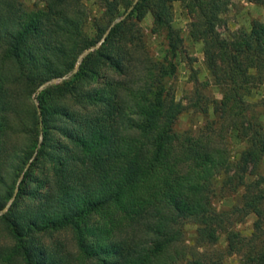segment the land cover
<instances>
[{
  "label": "trees",
  "instance_id": "1",
  "mask_svg": "<svg viewBox=\"0 0 264 264\" xmlns=\"http://www.w3.org/2000/svg\"><path fill=\"white\" fill-rule=\"evenodd\" d=\"M86 2L0 0V264H264V120L250 101L264 83V22L222 37L227 0H97V15ZM174 4L210 79L185 105L168 85L182 43ZM147 14L162 58L147 48ZM186 109L204 119L196 132L175 130Z\"/></svg>",
  "mask_w": 264,
  "mask_h": 264
},
{
  "label": "rangeland",
  "instance_id": "2",
  "mask_svg": "<svg viewBox=\"0 0 264 264\" xmlns=\"http://www.w3.org/2000/svg\"><path fill=\"white\" fill-rule=\"evenodd\" d=\"M228 7L227 11L223 15V22L219 29L222 37H226L231 31H235L240 28L248 29L249 24L252 20H257L264 22V4L254 5L246 2L245 0H227ZM264 1V0H263ZM86 7L92 15L98 14L97 0H87ZM187 18L184 12L179 8L177 4L173 5V20L172 25L179 30L180 36L182 38V43L180 48L175 53L173 58V63L175 65V72L172 78L168 81L173 89L175 99L182 102L185 105L188 93L193 89L194 83H200L203 81L210 82L208 74L203 65L201 44L199 42L192 41L187 35ZM140 26L144 33V39L147 48L155 55V57L162 58L165 55V45L161 34H152L150 32L151 27V17L146 15L144 19L140 22ZM88 28V25H86ZM57 81L56 83H58ZM54 83V84H56ZM209 92L215 97L219 98V94L215 91L212 86H209ZM39 90H36L38 92ZM34 97L32 98V103L34 102ZM36 100V99H35ZM251 102H259L261 104L260 111L263 112L264 120V83L261 84L252 94L250 99ZM263 101V102H262ZM204 119L197 113L190 111L189 109L184 110V112L179 116L175 124V130L183 132H196L202 125ZM19 142V141H18ZM230 150L235 152L241 148V145L235 141L231 140ZM259 174L264 179V160L259 166ZM21 175L18 177L17 182L20 181ZM11 201V200H10ZM9 201V202H10ZM8 202V203H9ZM7 203V204H8ZM233 199L231 197L226 199H219L215 202V207L217 209H226L228 206L232 205ZM4 209V208H3ZM2 209V210H3ZM4 212V211H3ZM253 220L252 216L245 218L241 224L237 225L236 228L240 230L244 235H247L250 231L251 222ZM1 230V226H0ZM4 232L1 231L0 237L3 236ZM52 240H58L64 247L66 251H74V243L67 232H54L50 235ZM46 242L49 239L44 237ZM194 238V227L192 225H186L183 234L182 247L185 251H193L195 248L192 240ZM221 238L220 244L217 248L206 247L204 250L208 253L214 252L215 249L222 248ZM201 252V250H198ZM223 254V252H222ZM236 258L234 256L225 257L221 256L220 260L214 261V264H235Z\"/></svg>",
  "mask_w": 264,
  "mask_h": 264
},
{
  "label": "water",
  "instance_id": "3",
  "mask_svg": "<svg viewBox=\"0 0 264 264\" xmlns=\"http://www.w3.org/2000/svg\"><path fill=\"white\" fill-rule=\"evenodd\" d=\"M120 19H121V18H117V19H115V21H119ZM102 40H103V38H102ZM102 40H101V41H102ZM98 45H99V44H97L96 46H94V47H92V48H90V49H88V50H86V51H84V52H83V53L77 58V60H76V65H75V67H74L73 72L76 71V69H77V67H78V64H79L81 58H82L84 55H86L88 52L93 51L94 49H96V48L98 47ZM63 78H66V77H63ZM57 81H58L57 79H53V80H51V81H49V82L43 83L42 85H40V86L38 87L37 90H41V89L45 88L46 86H48V85H50V84H54V83H56ZM34 102H36L35 99H34ZM35 107H36V109L38 110V107H37L36 104H35ZM18 182H19V181H18ZM18 182H17V184H18ZM16 191H17V187L15 188L14 195H15ZM14 195H13L11 201L13 200ZM11 201L6 205V207H5L1 212H3V211L6 210V208L10 205Z\"/></svg>",
  "mask_w": 264,
  "mask_h": 264
}]
</instances>
